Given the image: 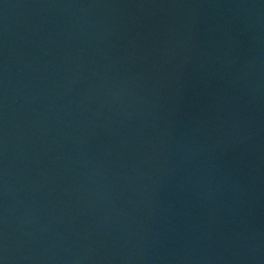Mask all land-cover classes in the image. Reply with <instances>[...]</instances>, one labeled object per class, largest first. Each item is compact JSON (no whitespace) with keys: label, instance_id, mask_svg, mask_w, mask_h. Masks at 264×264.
Instances as JSON below:
<instances>
[{"label":"water","instance_id":"95a60500","mask_svg":"<svg viewBox=\"0 0 264 264\" xmlns=\"http://www.w3.org/2000/svg\"><path fill=\"white\" fill-rule=\"evenodd\" d=\"M0 264H264V0H0Z\"/></svg>","mask_w":264,"mask_h":264}]
</instances>
